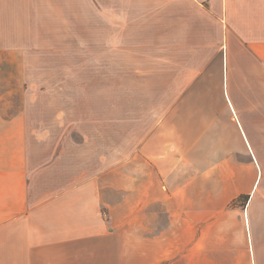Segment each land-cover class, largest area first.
Returning a JSON list of instances; mask_svg holds the SVG:
<instances>
[{"label":"crops","instance_id":"1","mask_svg":"<svg viewBox=\"0 0 264 264\" xmlns=\"http://www.w3.org/2000/svg\"><path fill=\"white\" fill-rule=\"evenodd\" d=\"M41 49L131 52L139 91L0 94V264H264V0H0V90Z\"/></svg>","mask_w":264,"mask_h":264},{"label":"rangeland","instance_id":"2","mask_svg":"<svg viewBox=\"0 0 264 264\" xmlns=\"http://www.w3.org/2000/svg\"><path fill=\"white\" fill-rule=\"evenodd\" d=\"M36 40L35 36H32ZM39 37V36H37ZM43 45V36H40ZM43 41V42H42ZM137 54H139L137 52ZM31 80L22 84H9L12 93L0 90V94L7 96L8 111L19 108L23 104L21 94H66L69 116L86 115L91 110L90 94H100V118L107 117V107L102 105V96L115 94L117 98V120L123 110V95L129 94L132 85L139 91L141 68L139 58L128 51H49L45 49L28 53ZM94 62V65H93ZM97 64V66H95ZM134 81V82H133ZM197 89L198 84H194ZM68 94V96H67ZM75 94H78L76 98ZM89 94V95H87ZM180 94H198V91L182 92ZM61 100V95H59ZM120 112V113H119ZM105 113V114H104ZM52 127L53 137H58L59 130ZM85 130L92 131L91 126L84 125ZM51 130V129H50ZM106 137L107 132H101ZM117 136L119 132H116ZM73 140H80L79 131H69Z\"/></svg>","mask_w":264,"mask_h":264}]
</instances>
